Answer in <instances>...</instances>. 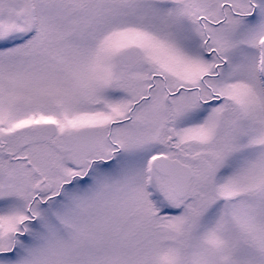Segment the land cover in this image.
Instances as JSON below:
<instances>
[{"label": "snow or ice", "instance_id": "obj_1", "mask_svg": "<svg viewBox=\"0 0 264 264\" xmlns=\"http://www.w3.org/2000/svg\"><path fill=\"white\" fill-rule=\"evenodd\" d=\"M0 264H264V0H0Z\"/></svg>", "mask_w": 264, "mask_h": 264}]
</instances>
